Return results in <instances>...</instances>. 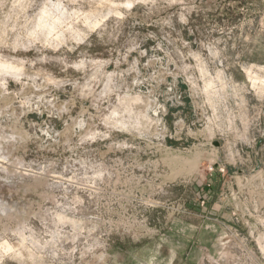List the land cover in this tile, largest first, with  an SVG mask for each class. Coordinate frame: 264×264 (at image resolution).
<instances>
[{
  "label": "rangeland",
  "instance_id": "rangeland-1",
  "mask_svg": "<svg viewBox=\"0 0 264 264\" xmlns=\"http://www.w3.org/2000/svg\"><path fill=\"white\" fill-rule=\"evenodd\" d=\"M0 264H264V0H0Z\"/></svg>",
  "mask_w": 264,
  "mask_h": 264
},
{
  "label": "water",
  "instance_id": "water-1",
  "mask_svg": "<svg viewBox=\"0 0 264 264\" xmlns=\"http://www.w3.org/2000/svg\"><path fill=\"white\" fill-rule=\"evenodd\" d=\"M214 145H215V146H218V145H219V143H218V142H214Z\"/></svg>",
  "mask_w": 264,
  "mask_h": 264
}]
</instances>
